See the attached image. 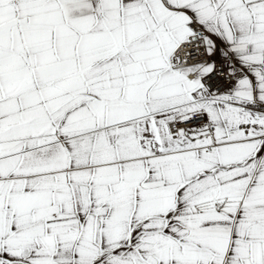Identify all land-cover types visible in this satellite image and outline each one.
<instances>
[{
	"label": "snow or ice",
	"instance_id": "obj_1",
	"mask_svg": "<svg viewBox=\"0 0 264 264\" xmlns=\"http://www.w3.org/2000/svg\"><path fill=\"white\" fill-rule=\"evenodd\" d=\"M0 264H264V0H0Z\"/></svg>",
	"mask_w": 264,
	"mask_h": 264
}]
</instances>
